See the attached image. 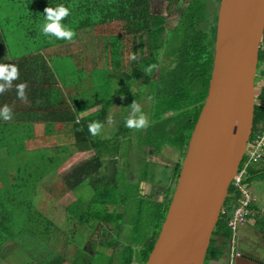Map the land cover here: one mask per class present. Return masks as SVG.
<instances>
[{
	"label": "trees",
	"instance_id": "1",
	"mask_svg": "<svg viewBox=\"0 0 264 264\" xmlns=\"http://www.w3.org/2000/svg\"><path fill=\"white\" fill-rule=\"evenodd\" d=\"M18 1L25 4L26 9L29 10V14L26 15L28 34L32 37L37 36V40L32 41L37 44V48L31 53H52L55 56L50 59L54 64L68 61L73 66L72 74L82 72L84 69L87 70L83 63V51H70L71 43L79 39L83 30L95 31L114 25H122L123 33L106 35V43L103 45L104 54L103 58L101 57V59H105L106 72L112 68L121 67L125 38L132 37L133 54L137 58L132 60L135 65L132 66L131 73L127 72L117 76L119 83L127 84L126 88L118 90V92L123 94L125 100L131 105L133 101L138 103L143 95L141 92H132L129 86L132 80L144 79L149 89L147 96L152 104L151 117L148 127L141 129L145 130V137H140L144 139L146 144H141L140 148L149 147L151 149L153 154L150 156V166H152L153 172H155L153 167L157 166L154 164L153 158H157L159 161L164 154H168L169 157L170 154L172 157L176 156V151L182 154V156L181 154L178 156L174 166L170 169L171 172L173 170L175 186L172 189L168 188V199L166 200L165 197V200L161 202L151 196L143 197L140 192V185L131 184L129 181L126 186L105 185L101 187V184L107 180L110 184H116L114 179H119L121 168L113 163L112 174L106 172L103 178H94V175L101 168H105L109 162L112 152L110 150L111 142L130 132L128 129L121 130L112 140L101 138L100 142L96 136H92L88 131L89 124L94 121L101 124V119L107 111L89 117L82 122V125H79L76 122V113L72 112L69 116L59 106L63 113L56 115V117H60L62 120L71 117L72 124L65 121L59 128L53 126L52 130L54 132L74 130L75 135L79 132L78 138L76 135L75 146H79L81 151L91 149L96 151L95 158L75 169L71 175L72 179L68 181L74 190L78 189L84 182H87V185L92 180L96 182L93 183V197L95 199L92 203L86 204L81 200L76 202V209L82 205L90 211L89 220L84 214H80V223L88 228L93 224L106 223L115 230L121 229L125 224L131 226V232L123 247H118L119 241L111 236L112 241L107 243L111 248L107 264H145L156 244L166 218L192 132L208 95L214 67L217 21L221 0H188L178 16L177 25L171 28L172 34L164 48V51L173 57L174 66L167 72L160 73L156 80L150 75L146 76L140 68L149 61L154 51L161 48L159 42L165 30L169 29L170 26L167 24L165 16L153 13L152 3L154 1H166L173 4L181 0ZM59 5H64L69 9V15L60 23L75 33L70 41L57 39L51 34L45 35L43 33V26L46 22L44 9L46 7L56 8ZM145 38L148 39L153 50L148 57L145 56L144 50ZM6 49L8 51V44H6ZM80 75L83 76V74ZM110 82L111 79L108 78L105 84L109 86L111 85ZM103 101L101 100L100 103ZM8 124H10L8 120L4 124H0V135L5 130L1 136L4 139L0 138V149H6L8 160H13L15 166L9 171L11 166L7 165L3 174H0L2 180L0 186V253L8 244L14 243L30 258L29 264H66L67 259L53 248L51 238L46 235L53 223L39 212H34L35 206H38L40 199L44 197L41 182L48 173L51 175L49 171L53 168L52 166L56 167L57 160L56 158L47 160V155L42 153V150L41 153L37 154L38 157H30L25 160L21 155L24 149H27L29 141L24 139L22 135H19L20 139L13 138L18 128L16 130L15 128L11 129ZM262 125H264V107L256 106L251 140L261 130ZM31 134L33 135V133ZM35 143L41 145L48 142L35 141ZM164 150L166 152H163ZM113 162H115L114 159ZM152 171L151 173H153ZM254 173L253 168L247 179L249 185L253 180H256ZM121 178L125 180L124 177L121 176ZM142 181L154 182L149 178L147 179L146 176L141 179ZM93 185L89 187L92 188ZM229 194H233L232 186ZM227 205L228 199L225 208ZM110 206L113 207L112 211H110ZM71 211L77 214L75 209ZM21 215L26 218L25 222L19 220ZM31 220L37 224L45 225L44 230L34 231L33 227L30 228L29 222ZM220 222L221 218L217 227L220 226ZM228 231L230 232L229 229ZM230 235L231 233H225L223 237L228 239ZM213 243L211 242L206 264L213 258H222L228 254L226 250H223L222 253L221 251L216 253L212 246ZM114 245L115 248H113Z\"/></svg>",
	"mask_w": 264,
	"mask_h": 264
},
{
	"label": "rangeland",
	"instance_id": "2",
	"mask_svg": "<svg viewBox=\"0 0 264 264\" xmlns=\"http://www.w3.org/2000/svg\"><path fill=\"white\" fill-rule=\"evenodd\" d=\"M187 3L188 0H181L173 4L166 1H154L152 3L153 13L165 16L170 28H167L163 33L161 41L159 42L161 48L157 51L153 52L148 39L145 38V56L148 57L153 52L149 61L140 68L146 76L150 75L156 80L160 73H165L174 66L173 57L167 54L164 48L172 34L171 28L177 25L179 21L178 16ZM27 14H29V10L26 9L25 4L18 0H0V28L4 33V44H8V49L13 54L21 55L30 53L37 48V44L32 42L37 40V36L32 37L26 30L28 26ZM121 33H123V28L120 24L105 29H97L95 31L83 30L79 39L71 43V51L82 50L84 52V65L90 73V81H86L87 89L81 91L76 97L78 106L82 107L88 105L87 108H90L97 104L96 102L99 100H104L102 104L92 107V113L86 118L94 117L92 114L96 116V114L98 115L102 111H107L106 115L101 119L102 128L100 133L96 135L97 140H99V142L101 138L110 140L121 130L128 129L130 131L122 135L121 138H117L111 142L110 150L112 152L110 153L111 157L109 158V162H107L105 168H101L94 175V178H103L106 172H111L112 174L113 163L121 168V175L119 174V179H114L116 184H110L109 180H107L106 182L108 183L103 182L101 187L105 185L126 186L129 181L131 184L140 185V192L143 197L151 196L156 200H165L166 197L167 200V190L175 186L173 170L171 172L170 169L174 166L176 157H172L171 154L170 157L168 154H164V156L160 157L161 159H159V161H157V158H153L155 160L154 164L157 165L153 167L155 171L153 172L151 170L152 166H150V156L153 154L151 149L149 147L144 149L140 148L141 144H146L144 139L140 137H145V130L131 129L125 126V119L132 115V109L128 101L125 100L124 95L118 92V90L126 88L127 84L119 83L117 76L120 74L124 75V73L127 72L131 73L132 66L135 65L132 59H130L131 54H133L132 37L125 38L126 40L122 48V65L120 68H112V70L106 72L107 67L105 65V59H101L104 54L103 45L106 43V35ZM263 60L264 55L261 56L259 72L262 70ZM150 66L151 71H146ZM80 74H84V72H77L72 75L79 76ZM92 76H97L99 84L92 83ZM108 78L111 79L110 88L105 84ZM258 83L257 81L256 85H258ZM82 84L84 85V82ZM129 86L133 93L141 92L143 94L138 104L149 123L152 104L147 96L149 89L144 79L132 80ZM1 100L2 98L0 97V101ZM139 115L140 113H136L135 117L139 118ZM12 116L13 113H11V117ZM10 120L12 121L13 118ZM8 125L11 129L15 128V130L20 127H15L11 124ZM29 129L35 130L32 126L25 129L21 128L22 131H27ZM4 132L5 130L2 131V135ZM42 148L49 150L52 155L58 156L57 166L51 168L49 171L53 173L50 176L48 173L41 182L43 185L42 190L44 194H42L44 197L40 199L38 206L35 204L36 206L34 208L35 213L39 212L53 223V226L50 227L46 234L51 238V245L58 253L67 259L66 264H107L109 259L108 255L111 254V248H109L107 243L112 241L111 236H113V239L119 241L117 244L118 247H123L126 238L129 237V233L131 232L130 225L125 224L123 229L118 228L116 230L106 223L93 224L89 228L82 225L79 221L80 214H84L87 220H89L90 211L87 207L82 205L76 209V202L81 200V202L91 204L95 199L93 197V183L96 182L92 180L88 185L87 182H84L75 190L72 189L68 183V181L72 179L71 175H73V171L87 161L95 158L96 151L92 149V151L85 153L74 150L68 154L58 155L54 145H45ZM164 149H166V147H164ZM33 151H35V149ZM163 152H166V150ZM21 156L24 157L25 160L28 159L27 154ZM246 158H248V156H246ZM113 159L115 162H113ZM7 165L11 166V168H9L10 171L15 166V162L13 160H8L5 153L0 151V174H3V170ZM148 166L149 168H147ZM151 171L153 173H151ZM121 176L124 177L125 180H122ZM144 176L154 182H141ZM1 185L2 180L0 178V186ZM91 185H93L92 188L89 187ZM112 206H110V211L113 210ZM72 209H75L77 214L72 212ZM226 217L227 215L225 214L221 215L220 226L217 227L215 235L231 233L230 237L232 236V231L228 227ZM19 220L25 222L26 218L21 215ZM44 226L45 225L35 223L33 220L29 222V227H33L32 229L34 231H43ZM262 228L264 229V224ZM113 248H115V245ZM29 262L30 258L27 254L14 243L8 244L0 253V264H29Z\"/></svg>",
	"mask_w": 264,
	"mask_h": 264
},
{
	"label": "water",
	"instance_id": "3",
	"mask_svg": "<svg viewBox=\"0 0 264 264\" xmlns=\"http://www.w3.org/2000/svg\"><path fill=\"white\" fill-rule=\"evenodd\" d=\"M264 40V0H221L208 95L145 264H205L246 155Z\"/></svg>",
	"mask_w": 264,
	"mask_h": 264
},
{
	"label": "crops",
	"instance_id": "4",
	"mask_svg": "<svg viewBox=\"0 0 264 264\" xmlns=\"http://www.w3.org/2000/svg\"><path fill=\"white\" fill-rule=\"evenodd\" d=\"M263 55L264 44L261 49L260 61ZM54 56L55 55L52 53L50 54L47 52H30L19 55L13 54L9 49L7 51L6 45L4 44V33L0 28V64L15 65L19 73L18 78L12 80L11 88L0 93V97L2 98L0 101V109H2L4 105L9 106L11 113H13V120H8L10 124L16 127L20 126L23 129L30 126L35 128V130L29 129L27 131H22L19 127L16 131V135H13V138L16 137V139H20L19 135H22L24 139L29 141L27 149H24L22 155L27 154L29 159L30 157L37 156L42 150V153L47 155V160L56 158L58 164V156L52 155L49 150L43 149V146L54 145L58 155L68 154L74 150L85 153L92 151V149L81 151L79 146H75L74 140H76V135L78 138L79 132L75 135L74 130L61 132H54L52 130L53 126L59 128L65 121L72 124L71 117L65 118V120L56 117V115L63 113L59 106H61L62 110H65L64 113L69 116H71L72 112L76 113V122L82 125V122L87 119L86 117L90 116L92 113V107L102 103H100L101 100H99L96 102L97 105H93L90 108H87L88 105L82 107L78 106L76 97L81 91L87 89L86 81H90L89 70L84 69L83 76H73L71 74L73 66H71L68 61H61L56 64L52 63V59L50 58ZM83 57H85L84 52ZM83 63L85 64V61ZM259 65L256 77V82H259L258 85H256V106L264 107V60L260 72ZM91 81L93 84H99L97 76H92ZM83 82L84 85L82 84ZM0 83H4V81H0ZM21 83L27 85L25 89V94L27 96L26 101L17 96L16 86ZM92 115L95 116V114ZM5 121L6 120L0 116V124H4ZM31 133H33V135ZM1 136L2 135H0V138L4 139V137ZM84 139L83 132V140ZM35 141H47L48 143L36 145ZM59 145L61 146L57 148ZM34 149L35 151H33ZM0 151L4 152L7 156L6 149H0ZM48 164L51 165L49 162ZM253 168L255 171L254 174H256V180H253L250 187L253 193L252 208L254 215L237 231L235 236L236 246L232 245L231 237L225 239L223 234H216L213 236L212 243H214L212 246L215 252L218 253V251H221L222 253L223 250H226L229 256L217 259L213 258L208 264H264V229L262 228L264 224V159L253 165L251 170ZM50 173L52 174L53 172Z\"/></svg>",
	"mask_w": 264,
	"mask_h": 264
},
{
	"label": "clouds",
	"instance_id": "5",
	"mask_svg": "<svg viewBox=\"0 0 264 264\" xmlns=\"http://www.w3.org/2000/svg\"><path fill=\"white\" fill-rule=\"evenodd\" d=\"M44 12L46 13V22L43 26V33L45 35L51 34V36H55L57 39L70 41L75 33L60 23L62 19L69 15V9L64 5H59L56 8L46 7ZM136 58L135 54H131L130 59L135 60ZM146 71H151V66ZM18 74L17 66L0 64V81H4V83H0V93L11 88V82L18 78ZM26 87L27 85L24 83L16 86L18 98L25 101L27 100L25 94ZM130 107L132 109V115L127 118L125 126L131 129H143L148 127V121L141 111L139 104L133 101ZM136 113H140L139 118L135 117ZM0 116H2L4 120H10L12 118L11 109L8 105H4V107L0 109ZM101 128L102 125L98 121H94L89 124L88 131L92 136H96L100 133Z\"/></svg>",
	"mask_w": 264,
	"mask_h": 264
},
{
	"label": "built area",
	"instance_id": "6",
	"mask_svg": "<svg viewBox=\"0 0 264 264\" xmlns=\"http://www.w3.org/2000/svg\"><path fill=\"white\" fill-rule=\"evenodd\" d=\"M262 159H264V125L261 126V130L254 139H250L248 142L246 155L238 170V175L231 184L233 194L230 195L228 205L226 208L224 205L221 212V215H227L226 222L232 231L231 242L233 246H236L237 231L254 215L252 208L253 193L247 179L250 169Z\"/></svg>",
	"mask_w": 264,
	"mask_h": 264
},
{
	"label": "flooded vegetation",
	"instance_id": "7",
	"mask_svg": "<svg viewBox=\"0 0 264 264\" xmlns=\"http://www.w3.org/2000/svg\"><path fill=\"white\" fill-rule=\"evenodd\" d=\"M176 154H177V155H176L175 157H176V159H177L178 156L180 155V153L176 151ZM176 159H175V160H176ZM174 164H175V163H174ZM168 196H169V195H168ZM158 200H159V199H158ZM160 201L162 202V201H164V200H160ZM121 228L123 229V227H121ZM130 228H131V226H130ZM228 256H229V254H227V257H228ZM206 262H207V257H206L205 264H206ZM209 262H210V261H209Z\"/></svg>",
	"mask_w": 264,
	"mask_h": 264
}]
</instances>
